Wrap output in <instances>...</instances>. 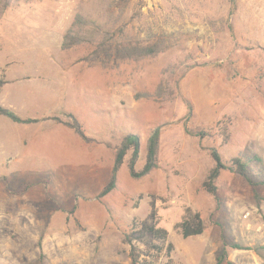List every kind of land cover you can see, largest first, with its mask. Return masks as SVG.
Segmentation results:
<instances>
[{"label":"rangeland","instance_id":"rangeland-1","mask_svg":"<svg viewBox=\"0 0 264 264\" xmlns=\"http://www.w3.org/2000/svg\"><path fill=\"white\" fill-rule=\"evenodd\" d=\"M78 15L84 39L64 49ZM102 43L110 55L99 53ZM155 44L154 55H118ZM1 61L17 75L48 66L50 82L28 90L31 113L76 116L104 144V162L98 176L84 177L80 157L0 158V264H131L132 245L144 264H217L223 255L221 264H264V0H0ZM46 84L57 93L39 88ZM189 107L190 127L207 138L185 132ZM159 126L158 168L133 178L129 151L116 188L99 198L125 138L141 137V170ZM211 148L224 163L249 164L247 177L223 170L217 196L203 187ZM25 182L32 186L23 192ZM152 203L166 242L141 229ZM188 208L200 212L202 235L185 238L178 227Z\"/></svg>","mask_w":264,"mask_h":264},{"label":"trees","instance_id":"trees-1","mask_svg":"<svg viewBox=\"0 0 264 264\" xmlns=\"http://www.w3.org/2000/svg\"><path fill=\"white\" fill-rule=\"evenodd\" d=\"M4 1H5V5L8 6L11 0H4ZM4 9L2 11H4ZM85 23L86 20L83 16L78 15L76 17L72 27L67 31V33L64 36V42L62 45L64 49L71 48L77 44H80L83 41L84 37L81 35L80 30L83 28ZM101 47L102 49L99 51V53H107L108 55H110L109 48L103 49V47H106L104 43H102ZM158 52L159 49H158V45L156 44L149 46H136V47L128 45L119 48L118 55L120 58H130V57H143L148 55H154L157 54ZM0 115L7 116L13 121L18 123H35L39 121L38 119H23L12 110L3 107L1 104H0ZM192 116H193V109L192 107H189V113L184 123L185 132L188 135L200 137L201 139L207 138L209 136L208 131L193 130L190 127L189 123L191 121ZM56 119L60 122H63L68 127L75 129L76 132L84 140L90 141V138L88 137L82 123L73 114L68 115V120H62L60 118H56ZM161 134H162V126H159L153 131L152 135L150 136L147 143L146 163L141 170L136 169L137 163L141 156V137L137 134H129L125 138L123 144L117 148L111 179L109 183L101 191L99 198L101 199L104 198L116 188L118 173L121 167L125 164V160L129 151L132 150V155L128 161V168L133 178L139 179L145 177L149 175L154 169L158 168L159 166L158 154L160 150ZM211 155L215 161V166L212 168L210 174L208 175L207 180L203 184V187L208 192L217 196L218 188L215 185V183L217 179L220 177L221 172L223 170L231 171L236 174L247 177L249 164L243 158L237 157L233 159L230 163H224L220 152L216 148H211ZM31 186H32L31 183L25 182L23 184L22 191L23 192L27 191ZM137 226H138V222L134 221L133 226L131 227V233L126 234L127 242L132 243L134 241L133 237L136 234H139V232L137 231L138 229ZM140 226L142 230H146L148 233H150L155 240H160L163 242H166L168 240L169 237L168 230L159 227V218L154 203L151 204V213L149 215V218L142 221ZM178 227L181 229L182 234L185 238L202 235L206 230V225L200 212H194L190 208H188L185 219L178 224ZM173 247H174L173 244L169 245V249H173ZM233 247L235 249H241V250L251 249L249 247H244L241 244H234ZM156 249L160 254L163 251L162 248H159L158 246H153V250ZM147 256L148 257L152 256L153 258L158 260V258L161 255H156V254L151 255L148 253ZM224 256L225 255L217 259V264H221ZM130 257H131V264H144V262H140L139 260L140 257L136 253V247L133 245L131 246ZM167 264H173L172 259L170 257Z\"/></svg>","mask_w":264,"mask_h":264},{"label":"crops","instance_id":"crops-1","mask_svg":"<svg viewBox=\"0 0 264 264\" xmlns=\"http://www.w3.org/2000/svg\"><path fill=\"white\" fill-rule=\"evenodd\" d=\"M11 65L12 63L9 62H0V104L23 119H38L39 121L35 123H18L7 116L0 115V158L12 154L21 159L22 163H29L36 158L49 156L55 160L57 159V161L64 158L66 161L71 160L70 162L77 163V161H80L77 160L80 157L82 160L80 164L84 162L83 164L86 166V169L82 172L83 176H98L104 162L102 147L104 144L97 142L88 134L90 141L84 140L75 129L56 119L65 120L62 116L34 115V113H31L28 90L30 86L37 89V86L33 84L35 81L50 82L49 77L51 75H48V66L43 70L45 71L44 74L38 68L39 72L37 73L17 75ZM50 65L62 69L57 62H51ZM75 78L78 80L80 76L78 77L75 73ZM39 88L42 90L47 88L51 93H57V86H52V84L42 85ZM10 150H13V153H10ZM109 161H111V158ZM230 259L235 261L232 256Z\"/></svg>","mask_w":264,"mask_h":264},{"label":"built area","instance_id":"built-area-1","mask_svg":"<svg viewBox=\"0 0 264 264\" xmlns=\"http://www.w3.org/2000/svg\"><path fill=\"white\" fill-rule=\"evenodd\" d=\"M248 216H249V215H248V214H246V215H245V218H248Z\"/></svg>","mask_w":264,"mask_h":264}]
</instances>
